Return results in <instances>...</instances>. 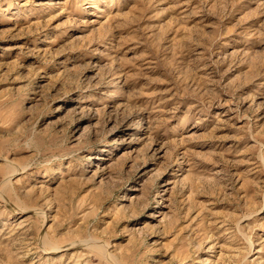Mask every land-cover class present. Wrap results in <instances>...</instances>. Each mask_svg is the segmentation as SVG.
I'll use <instances>...</instances> for the list:
<instances>
[{
  "label": "rangeland",
  "instance_id": "374dc122",
  "mask_svg": "<svg viewBox=\"0 0 264 264\" xmlns=\"http://www.w3.org/2000/svg\"><path fill=\"white\" fill-rule=\"evenodd\" d=\"M113 257L264 264V0H0V264Z\"/></svg>",
  "mask_w": 264,
  "mask_h": 264
},
{
  "label": "bare ground",
  "instance_id": "6f19581e",
  "mask_svg": "<svg viewBox=\"0 0 264 264\" xmlns=\"http://www.w3.org/2000/svg\"><path fill=\"white\" fill-rule=\"evenodd\" d=\"M14 172H15V170L12 171V173H14ZM9 185H10V183H7L6 186H9ZM92 248H94L95 250H97V251L99 252V254H100L102 257L105 258V255H106V249H107L105 246H103V245H101V244H98V245H94V246H92ZM113 261H114L115 263H119V262H120V261L117 260L116 257H113ZM119 264H120V263H119Z\"/></svg>",
  "mask_w": 264,
  "mask_h": 264
}]
</instances>
